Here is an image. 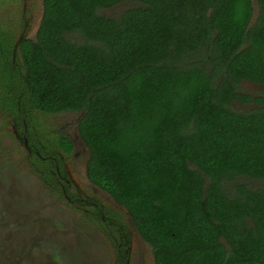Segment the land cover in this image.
Masks as SVG:
<instances>
[{
	"label": "trees",
	"instance_id": "obj_1",
	"mask_svg": "<svg viewBox=\"0 0 264 264\" xmlns=\"http://www.w3.org/2000/svg\"><path fill=\"white\" fill-rule=\"evenodd\" d=\"M125 1L118 17L99 13ZM42 6L36 41L18 45L23 77L0 33V79L30 109L83 112L88 175L157 264H264L263 99L238 90L264 85V0L254 22L252 0Z\"/></svg>",
	"mask_w": 264,
	"mask_h": 264
},
{
	"label": "flooded vegetation",
	"instance_id": "obj_2",
	"mask_svg": "<svg viewBox=\"0 0 264 264\" xmlns=\"http://www.w3.org/2000/svg\"><path fill=\"white\" fill-rule=\"evenodd\" d=\"M252 3L254 7L253 0ZM2 4L5 5L0 13L12 17L0 18V25L6 24L2 36L12 41V50L18 37L36 41L43 17L42 0H5ZM256 7L258 12V2ZM6 64L8 61H0V74L4 73L2 66ZM9 64L16 69L18 77H23L18 46L14 54L12 51ZM16 83L12 88L0 81V118L10 127L9 133L20 149L24 169L36 177L47 195L44 203H40L39 195L33 197L34 190L30 189L31 195L26 199L28 205L23 209L32 205L29 211L39 218L32 221L33 229L22 239V251L31 238L38 240L27 256L24 252V257L30 263L39 258L37 263L42 261L39 264H58L54 252L39 248L40 240L46 236L47 240L61 244L55 253L63 264H157L154 247L142 236L125 207L88 175L90 152L78 127L83 112L62 111L76 117L72 123H60L56 127L47 120L39 122L33 118L36 110L30 109L23 100L21 88L20 93L15 92L19 85ZM10 95L16 104L12 110L9 109ZM260 95L264 104V95ZM66 251L72 253V259H68L69 254L62 255ZM18 255L21 253L13 255L12 263Z\"/></svg>",
	"mask_w": 264,
	"mask_h": 264
},
{
	"label": "rangeland",
	"instance_id": "obj_3",
	"mask_svg": "<svg viewBox=\"0 0 264 264\" xmlns=\"http://www.w3.org/2000/svg\"><path fill=\"white\" fill-rule=\"evenodd\" d=\"M253 2L255 9H257L256 4L258 1L253 0ZM3 5L5 4H2V1H0V10L4 9ZM133 6H135L134 1H125L118 3L113 7L101 9L99 10V13L108 17H118L124 10ZM6 14L7 13H0V18H12L11 15L7 16ZM255 18L253 19V22ZM5 25L6 24L0 25V33H3ZM238 90L240 93L251 94L257 97L261 96V93L264 95L263 85L254 84L248 80L241 81ZM257 105V102H249V104L237 102L235 106L242 110H249ZM262 106H264L263 103ZM34 117L38 118L39 122L47 120L50 124L56 127L60 123L68 124L69 121L72 123L76 115H70L66 112L44 114L36 111V114H33V118ZM9 131L10 127L7 126L3 118H0V264H39L42 262L37 263V259L39 258L34 259V261L30 263L28 259L24 257V252L27 256L29 249L35 245L36 241H38L35 237L30 239L31 241L22 251V239L24 234L26 233L27 235V232L30 229H33L32 221L38 219L39 216H33L29 211V208L32 207V205L27 209L23 208L28 205V200L26 199L28 195H31L30 189L34 190L32 193L33 197L35 194L39 195L38 200L40 203H44V199L47 198V195L41 189L40 183L36 177L31 175L26 168L24 169V165L20 162V159H22L20 149ZM26 190H29V193L26 194ZM46 212L44 215H46ZM48 216L49 215H47V217ZM44 228L46 229L47 227L44 226ZM60 246L61 244L50 241V239L47 240V237L44 236L40 240L39 248L46 252H54L53 257L58 261V264H63L59 256L55 253V251L60 250ZM89 246L95 247L94 244H90ZM17 253H21L23 258L21 259V255H18L12 263L13 255H16ZM68 254V259H72V253L70 254L68 251L64 252L62 255L66 256ZM43 261H46V259H43Z\"/></svg>",
	"mask_w": 264,
	"mask_h": 264
},
{
	"label": "water",
	"instance_id": "obj_4",
	"mask_svg": "<svg viewBox=\"0 0 264 264\" xmlns=\"http://www.w3.org/2000/svg\"><path fill=\"white\" fill-rule=\"evenodd\" d=\"M253 16H252V19H251V22H253V19L256 17V15H257V9H255V6H254V10H253ZM22 40V37H18L17 38V40H16V42L14 43V46H13V54L15 53V51H16V48H17V46H18V44H19V42Z\"/></svg>",
	"mask_w": 264,
	"mask_h": 264
}]
</instances>
